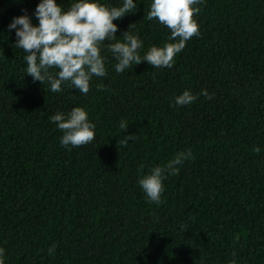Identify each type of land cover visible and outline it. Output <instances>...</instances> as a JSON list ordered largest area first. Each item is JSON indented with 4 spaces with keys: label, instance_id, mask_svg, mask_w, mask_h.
<instances>
[{
    "label": "trees",
    "instance_id": "1",
    "mask_svg": "<svg viewBox=\"0 0 264 264\" xmlns=\"http://www.w3.org/2000/svg\"><path fill=\"white\" fill-rule=\"evenodd\" d=\"M38 2L0 0L5 264H264V0H204L194 15L199 35L171 69L141 62L118 74L102 53L108 75L93 77L86 96L68 84L53 93L24 75L25 53L7 25L32 16ZM149 6L140 0L113 21L117 40L127 30L139 35L141 55L169 35L147 20ZM184 90L196 101L173 106ZM76 106L95 124V139L61 147L50 117ZM124 135L132 139L120 147ZM185 150L194 158L164 179L159 204L147 202L138 178Z\"/></svg>",
    "mask_w": 264,
    "mask_h": 264
},
{
    "label": "clouds",
    "instance_id": "2",
    "mask_svg": "<svg viewBox=\"0 0 264 264\" xmlns=\"http://www.w3.org/2000/svg\"><path fill=\"white\" fill-rule=\"evenodd\" d=\"M138 3L140 0H119L118 6H110L100 0H71L70 5L64 7L57 0H39L32 13L38 23L33 24L32 16L24 12L13 17L7 25L8 31L15 33L13 47L25 53L24 75L41 84L46 82L53 93L62 92V86L68 84L86 96L93 77L108 75L104 52L114 59V71L118 74L131 71L141 62L157 69L173 68L176 55L192 37L199 35L194 15L199 13L198 6L204 0H150L147 20L165 26L169 35L162 46H152L143 51V55L144 46L139 35L127 30L119 35L123 39L117 40L118 25L113 22L134 13ZM50 69L56 71L50 72ZM97 88L104 90L103 85L98 84ZM200 94L212 98L205 89ZM196 99L190 90H184L174 97L173 106L191 105ZM50 121L62 132L61 147H81L95 139V124L83 107H73L66 113L57 111ZM119 127L124 132L128 125L121 122ZM129 139L132 137L124 135L120 147L126 146ZM193 158L191 150L177 152L138 178L137 183L147 202L159 204L164 179L178 175L185 161ZM54 250L55 245L48 249V254L52 255ZM4 256L5 250L0 248V264H5Z\"/></svg>",
    "mask_w": 264,
    "mask_h": 264
}]
</instances>
